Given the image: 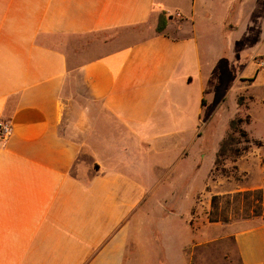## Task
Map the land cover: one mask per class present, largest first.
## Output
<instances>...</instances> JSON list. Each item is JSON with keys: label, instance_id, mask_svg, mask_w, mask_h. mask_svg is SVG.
I'll return each instance as SVG.
<instances>
[{"label": "crops", "instance_id": "1", "mask_svg": "<svg viewBox=\"0 0 264 264\" xmlns=\"http://www.w3.org/2000/svg\"><path fill=\"white\" fill-rule=\"evenodd\" d=\"M224 1L0 0V120L12 124L0 264L135 263L150 185L191 181L202 165L201 116L220 115L233 88L264 90L255 50L236 41L215 69L227 21L216 35L198 12ZM233 237L230 264H264V215Z\"/></svg>", "mask_w": 264, "mask_h": 264}, {"label": "rangeland", "instance_id": "2", "mask_svg": "<svg viewBox=\"0 0 264 264\" xmlns=\"http://www.w3.org/2000/svg\"><path fill=\"white\" fill-rule=\"evenodd\" d=\"M211 17L216 35L221 31L220 24L227 21L223 33L230 38V47L227 39L215 40V69L228 68L229 48L231 51L236 41L240 49L248 50L246 53L255 50L253 59L263 75L264 67L258 65L257 59L264 55V0H225L214 7L211 15L199 11V24L205 30L207 18ZM148 23L135 28L151 31L153 25ZM224 78L228 83L231 80ZM237 91L234 99V88L229 90L228 105L220 115L217 112L201 116V135L193 147L203 148L205 153L196 177L177 184L150 185V193L143 204L148 213L143 215L139 229L135 230L138 237L134 241V264H230L238 260L234 230L264 215V194L262 207L255 194L236 198L228 195L256 187H261L264 193V90L257 87L255 97L247 88ZM238 115H250V121L243 125L249 136L261 139L262 144L253 141L241 154L227 151L229 155H221L217 161L220 144L231 131L230 121ZM244 144V140L235 142L241 147ZM214 194L221 196L216 208L212 206ZM213 214L218 219H212Z\"/></svg>", "mask_w": 264, "mask_h": 264}, {"label": "trees", "instance_id": "3", "mask_svg": "<svg viewBox=\"0 0 264 264\" xmlns=\"http://www.w3.org/2000/svg\"><path fill=\"white\" fill-rule=\"evenodd\" d=\"M168 18H169V15L167 14V11L164 9L161 10L158 14V19H157V23L155 25V29L159 32H163L167 26ZM249 121H250V115H247L245 117L242 115H238V116H235L231 119V121H230L231 131L228 133V135L226 137L223 138V140L220 144L219 150L217 152V155H219V157H217V161L219 160L221 155L228 156L229 153H227V151H231V154H234V155L241 154L244 150H246L250 146V144L253 141L257 144H262L261 139H253L249 136L248 130L243 125L244 122H249ZM237 134H239L240 138L237 136ZM241 137H242V139H241ZM243 140L245 141V144L242 147L235 145L236 141L242 142ZM224 158H226V157H224ZM222 160H224V159L222 158ZM250 194L256 195L257 200L259 202V206L262 207V200H263V194L264 193H263V189L261 187H256V188L246 189V190H238L234 193H230L228 196L236 198L240 195L246 196V195H250ZM220 198H221V196L218 194H214L212 196L213 208L219 207ZM211 217H212V219H218V216L214 215V214Z\"/></svg>", "mask_w": 264, "mask_h": 264}, {"label": "built area", "instance_id": "4", "mask_svg": "<svg viewBox=\"0 0 264 264\" xmlns=\"http://www.w3.org/2000/svg\"><path fill=\"white\" fill-rule=\"evenodd\" d=\"M259 66L264 67V55H260L257 59ZM12 131V124L8 120H0V137H6Z\"/></svg>", "mask_w": 264, "mask_h": 264}]
</instances>
